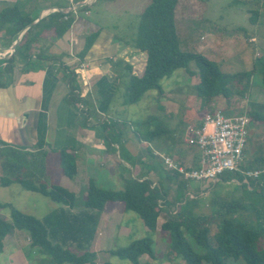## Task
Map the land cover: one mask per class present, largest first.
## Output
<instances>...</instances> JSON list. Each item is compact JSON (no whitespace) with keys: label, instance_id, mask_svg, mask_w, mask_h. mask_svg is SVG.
<instances>
[{"label":"trees","instance_id":"1","mask_svg":"<svg viewBox=\"0 0 264 264\" xmlns=\"http://www.w3.org/2000/svg\"><path fill=\"white\" fill-rule=\"evenodd\" d=\"M178 1L146 0L139 13V22L132 37L116 38L128 46V54L135 51L145 55L144 64L140 69H134L132 64L122 60L114 62L115 64L111 63L114 67L116 64L122 66L125 70L124 74H127L123 92L124 104L138 102L150 89L161 92V79L169 77L178 68H183L189 75H197L198 82L193 88L204 105L216 98L228 99L234 93V89L237 90L236 84L243 78L246 82L241 88L242 93L250 82L253 83V80L264 86V54L255 57L250 70L224 72L202 51L181 50L175 27V18L179 15ZM190 10V13H195L194 7ZM55 15L61 13L57 12ZM257 15V10L252 11L250 21L255 22ZM7 22L12 23L13 31H18L30 20L23 18L14 8L0 12V26ZM70 23L71 18L61 20L59 32L67 29ZM97 34L98 32H94L86 36L84 46L79 53L80 58L88 52ZM27 35L28 33L25 32L18 42L24 50H29ZM191 63L195 66L194 70L191 68ZM118 74L120 75V72ZM75 76L73 71H69L66 75L68 92L64 101L76 106L84 122L88 123L91 110L84 105V97L80 96ZM79 104L83 105L82 109L78 108ZM261 106L260 109L253 108L247 111L251 121L264 123V105ZM106 108L104 113L107 112ZM207 111L208 109L203 110L201 116ZM222 112L230 113L225 109H222ZM197 121L194 126L198 125ZM99 125V128L108 131L106 137L110 141L117 142L122 132L118 121L105 120ZM161 132L165 131L156 129L141 134L132 129V133L137 134V139L143 142L151 141L153 136ZM247 154L246 148L242 169L259 170L257 177L249 179L251 188H245L246 193H243L241 199L222 201L216 211L210 215L194 213L195 199L200 196L187 198L184 191L188 180L180 178L181 174L176 170H166L160 162L155 163L152 168L157 175L155 182L151 178L140 179L121 174L123 186L121 189H114L102 187L90 177L80 194H75L61 185H46L26 176L17 175L12 179L3 176L0 179L1 185L17 182L24 189L40 193L59 203L60 206L38 218L15 208L8 202L0 203V207L9 208V219L0 216V250L3 247L4 237L18 229L27 233L28 246L41 258L49 257L52 264H113L108 261L95 263L96 252L89 249V244L94 238L99 215L107 210V204H121L120 211L123 209V211L135 212L151 234L135 238L127 246L110 248L108 251L111 255L129 260L131 264H142L140 258L143 255L156 259L152 235L157 230V218L162 209L165 208L170 212L179 200L182 203L178 206L176 214L170 215L160 225V229L167 233L168 238L161 260L171 264H176L180 260L185 264H229L231 261H239L241 264H264V151L258 149L251 161L245 163ZM158 163L159 167L156 166ZM197 163L198 155L190 167L196 166ZM59 165L65 176L72 178L75 175L76 164L72 153L64 149L60 150ZM235 175L241 182L242 174L236 172ZM164 181L176 184L175 200L167 199L168 190ZM159 200H163L164 207L159 206ZM213 218L219 220L216 224L217 230L210 235L208 224Z\"/></svg>","mask_w":264,"mask_h":264},{"label":"rangeland","instance_id":"2","mask_svg":"<svg viewBox=\"0 0 264 264\" xmlns=\"http://www.w3.org/2000/svg\"><path fill=\"white\" fill-rule=\"evenodd\" d=\"M110 1L112 0H98L93 3L90 6L91 18L100 21L110 34L115 35V39L117 37L130 39L136 31L139 13L143 9L146 0H119L116 3ZM193 7L195 13H190V9H193ZM254 10L258 11V15L257 20L252 22L249 17ZM177 11L179 15L175 18V27L181 50L191 52H201L202 50L209 58H212L211 60L216 61L219 67L221 65L220 69L224 72L250 70L255 57L264 54V0H179ZM127 49L128 46L125 48L126 51H121L119 54L114 55L113 59L106 61H112V64H115L114 62L122 60L132 64L134 69H140L145 61L144 53L142 55L134 51V53L128 54ZM115 66L118 67L116 72H120V75L118 74L119 83L107 105V112L99 113L98 110L95 111L91 101L93 99L92 95L96 91V88H94V93L92 91L86 97L92 107L90 116L93 118L91 117L92 120H89L98 122L95 125L97 130L102 121L116 120L122 130L124 127L127 131L131 130V132L132 129H135L136 133L140 132L141 134L156 129L165 131L153 136L151 141L145 143L146 145L144 143L140 144L139 153H144L148 147L151 151L153 147H158L164 154L168 146L177 141L178 138L187 139L190 136L191 129L195 127L193 126L194 121L198 120L205 109H208L209 112L225 109L230 113H242L253 108L260 109L262 108L261 105H264V86L257 84L254 80L252 84L251 82L248 84L247 89L242 93L241 88L246 82L245 78L236 84L235 88L237 90L234 89V93L228 99L216 98L208 102L209 104L204 105L193 88L194 84L198 82V78L189 75L183 68H178L169 77L161 79V92L157 89H150L144 93L138 102L124 104L123 92L127 74H124L125 70L122 66L118 64ZM191 68L195 69L192 63ZM86 101L85 103H87ZM250 128L251 131L246 146L248 154L245 163L251 161L253 154L258 152V149L264 151V123L252 121ZM135 135L137 140V134ZM120 150L122 155L124 153L123 147H120ZM115 156L118 158L117 153ZM133 159L135 160V156L130 155V161ZM99 162L104 163L101 156L94 159V162L92 160L94 164L93 173L98 177L97 183L105 188L121 189L123 183L118 176L115 179L107 176V161L104 165H98ZM157 162L155 161L152 164ZM189 165L186 164L185 166ZM156 166L159 167V163ZM121 169H123L122 166ZM226 173H229V175ZM0 174L5 177H12L14 171L4 169L1 165ZM26 175V173H22V176ZM218 177L216 182L210 185L203 181L198 182L201 186L198 189L201 192L198 194L201 196L198 198L195 196V190L187 187V189H190L188 191H192L191 194L196 198L194 213L210 215L216 211L222 201L241 199L243 193H246L245 188L248 189V183L245 181L239 182V178L234 172L227 171ZM76 178H80L79 175ZM59 179L64 187L68 189L75 191L83 187L74 183V179H70L65 175H61ZM193 182L194 180L190 183ZM82 192L83 190H76L77 194ZM168 194L169 200H175L174 189L169 191ZM7 201L15 208L38 218L54 209H58L60 206L59 203L53 202L40 193L24 189L17 182L0 187V203ZM121 207V204H112L108 209V213L105 212L101 218L99 217L94 238L89 244V249L96 252L97 259L95 263L108 261L113 264H131L127 259L111 255L108 249L127 246L131 240L151 234L135 212L123 211V209L119 211ZM112 208L116 211V214L111 213ZM160 215L157 218V230L152 235L156 259L143 255L140 258L142 264L145 262L149 264H171L160 259L168 243L167 233L160 229V225L170 215L175 214L161 211ZM0 216L9 219V208L0 207ZM218 220L213 218L208 224L210 235L217 230ZM28 242V235L24 230L15 229L12 234L7 235L0 250V264H12L10 256L11 254L14 255L15 251L18 256L24 258L23 264H52L49 257L42 256L41 258L37 252H34V249L28 246ZM71 248L74 249V246L71 245ZM28 250L29 252H27ZM27 253L30 255H27ZM13 264H20V260L15 257ZM176 264L185 263L180 260ZM229 264L241 263L231 261Z\"/></svg>","mask_w":264,"mask_h":264},{"label":"crops","instance_id":"3","mask_svg":"<svg viewBox=\"0 0 264 264\" xmlns=\"http://www.w3.org/2000/svg\"><path fill=\"white\" fill-rule=\"evenodd\" d=\"M92 4H85L84 0H0V12L15 8L23 18L30 20L18 31H13L11 22L0 26V49L14 46V53L0 65V172L1 165L14 171V175L8 178L26 173V177L36 182L64 187L59 181L64 175L59 165V151L62 149L75 157L76 173L70 179L83 186L76 189L79 191L85 188L90 177L98 180L93 173L92 160L94 162L100 156L104 163L99 162L98 165L107 161L106 174L110 178L118 176L122 180V174L151 178L155 182L157 175L152 163L158 161L163 165L162 156L185 166L191 165L198 155L197 148L182 137L171 143L164 154L158 147H153L152 151L148 147L144 153H139L140 144L147 142L136 140L131 130L124 127L117 142H112L106 137L107 130H97L94 125L97 122L89 120L85 123L77 107L64 101L69 71L75 73L80 96L84 97V105L90 110L92 107L86 97L96 88L91 101L99 113H104L119 83L117 68L111 65L112 61L106 60L126 51V44L115 39V35L110 34L100 21L91 18ZM57 12L61 15H55ZM67 18H71L69 27L59 32L60 21ZM25 32L28 33L29 50L18 44ZM94 32L98 34L93 44L80 58L86 36ZM191 76L198 78L196 74ZM201 120L202 116L198 118V125ZM120 147H123V156ZM130 155L135 156V160L130 161ZM77 175L80 178H76ZM2 177L0 174V179ZM191 181L188 180L187 187L198 191L200 184ZM164 183L168 193L174 189L176 195V184ZM68 190L77 194L76 190ZM188 190L186 188L184 192ZM111 205L107 204V210L100 213V218L108 213ZM111 213L116 214V211L112 208ZM15 257L23 264L24 258L16 251L10 256L12 264Z\"/></svg>","mask_w":264,"mask_h":264},{"label":"built area","instance_id":"4","mask_svg":"<svg viewBox=\"0 0 264 264\" xmlns=\"http://www.w3.org/2000/svg\"><path fill=\"white\" fill-rule=\"evenodd\" d=\"M95 0H84L85 4H92ZM66 18V16H64ZM14 53V46L0 49V65ZM82 109L83 105L79 104ZM91 119V118H90ZM250 116L247 112L227 113L222 111L206 112L198 126L191 129L186 139L189 144L198 150V163L194 167L183 166L173 159L162 156L163 167L166 170H176L184 180L206 182L207 185L215 183L224 172H239L242 181L249 182L250 178L257 177L259 170L242 169L245 149L251 131ZM240 182V181H239ZM154 184V183H153ZM250 189L251 186L247 184ZM196 197L201 196L195 192ZM187 198H195L191 191L186 192ZM182 202L177 203L170 213L176 214ZM164 207L163 200L158 202Z\"/></svg>","mask_w":264,"mask_h":264}]
</instances>
